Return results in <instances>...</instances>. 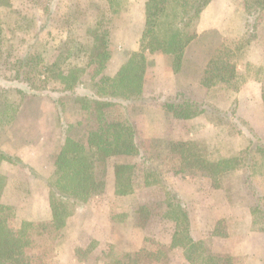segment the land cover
Here are the masks:
<instances>
[{
    "label": "rangeland",
    "instance_id": "374dc122",
    "mask_svg": "<svg viewBox=\"0 0 264 264\" xmlns=\"http://www.w3.org/2000/svg\"><path fill=\"white\" fill-rule=\"evenodd\" d=\"M140 1L124 0L120 12H125L127 2H132L137 21ZM181 7L170 4L161 19L163 25L168 22L181 28L188 15L184 10L189 9ZM207 10L202 11L207 27L221 12L226 14L223 33L206 31L199 44L207 41L209 45L191 49L199 35L201 14L197 21L190 22L186 30L197 36L185 48L179 85L169 83L164 67L171 55H161L157 66L160 57L155 61L154 55L161 53H147L142 98L108 108L110 121L134 122L142 153L114 156L98 165L97 178L105 177L104 191L68 217L67 221L75 219L68 229L60 231L46 257L36 243H27L38 238L39 225L50 221H38L35 215L43 214L47 208L46 189L50 195L51 176L40 174L46 166H11L6 174L1 173L0 166L4 181L0 200L16 202L18 206L3 204L11 210L2 211V216L7 215L2 221L23 238L24 264H108L114 255L141 250L153 252L154 259L148 264H190L180 248H171L175 220L167 206L170 193L181 199L195 240L204 241L214 253L231 256L233 264H264V162L255 154L264 140V0H214ZM126 22L124 17L114 20L106 0H0V93L20 106L14 122L0 127V152L10 157L3 161L23 165L13 153L23 143L37 145L45 134L48 150L55 145L57 148L61 140L64 145L67 137L86 144L90 115L83 106L86 98L96 96L103 75L95 76L92 66L86 68L78 83H64L56 77L60 61L54 73L47 72L46 66L56 61L68 45L73 48L71 66L85 68L86 61L73 42L91 47L96 30L108 33L111 59L123 50L129 37ZM254 26L257 37L252 38L238 69L245 72L249 63L253 70L261 69V78L248 79L241 85L234 83L223 90L203 86L206 65L214 50L222 43L234 47L243 38H250L247 32ZM192 64L196 67L192 68ZM35 67L38 75L33 71ZM62 68L67 69L66 65ZM17 70L22 76H34L32 83L28 85L22 80L24 76H17ZM251 81L258 87L244 89ZM182 97L203 104L205 113L188 120L175 118L166 105ZM177 140H199L215 154L234 160L232 167L216 177L193 171L183 173L179 158L170 152V142ZM119 164L133 165V192L124 196L111 190L114 167ZM17 167L21 185L9 182L13 177L8 175L18 173ZM149 175L152 185L147 186ZM254 210L257 215L253 216ZM220 220L225 221L224 236L214 233Z\"/></svg>",
    "mask_w": 264,
    "mask_h": 264
},
{
    "label": "trees",
    "instance_id": "16d2710c",
    "mask_svg": "<svg viewBox=\"0 0 264 264\" xmlns=\"http://www.w3.org/2000/svg\"><path fill=\"white\" fill-rule=\"evenodd\" d=\"M109 12L118 14L124 0H106ZM211 0H147L145 5V23L139 40V50L131 52L126 63L113 77L103 76L96 90V96L86 98L83 109L89 112L90 130L88 131L86 144H81L66 138L65 143L55 159V171L48 180L50 188L49 204L52 219L38 226V238L27 243L37 245L43 252V257L53 249V241L65 227L68 217L77 207L88 203L94 196L101 194L105 187V177L97 178L98 165L106 164L108 159L114 156H139L141 149L138 141V132L133 121L112 122L107 117L109 107L118 103H128L142 98L145 69L148 64L147 53H164L173 57V70L181 71L184 51L187 45L196 38L197 34H190L186 30L190 22H195L200 17L203 9ZM182 6L185 14H188L182 22V27H173L170 23L161 22L167 8ZM190 5V6H189ZM181 7V8H182ZM257 26L249 28L247 34L250 38H243L234 47L222 43L212 53L206 65V77L202 85L213 89H226L227 86L242 84L248 79H260L261 69H254L253 65L246 63L245 72H240L238 65L244 62V55L252 44V38L257 37ZM107 32H94V43L85 46L73 42L79 49V56L86 61V67L71 66L72 50L66 45L51 65L46 66V71L54 73L57 62L61 63V70L56 77L64 83H78L82 79L86 68L94 67V75H101L110 59ZM71 43V42H70ZM32 58V57H30ZM33 60H39L32 59ZM24 60L22 62V66ZM66 65V71L62 66ZM37 67L33 69L36 75ZM66 72H68L66 74ZM253 73V77L251 76ZM17 76H22L17 70ZM24 82L28 85L34 80V76L23 75ZM22 76V77H23ZM26 76V77H25ZM19 90V93L27 96V93ZM0 93V127L11 125L19 113L20 106L7 101V97ZM26 94V95H25ZM264 101V95H263ZM166 108L177 119H192L205 113L203 104H196L193 100L182 97L179 102H170ZM257 146L256 155L264 162V140ZM211 147L199 140H177L170 142V152L180 160L181 172L193 171L196 173L218 176L230 170L234 160L224 158L220 153L210 149ZM10 157L0 152V162L10 160ZM133 165L119 164L114 167L115 194L124 196L133 192L132 182ZM151 176H146V185H152ZM3 177L0 174V194L3 191ZM169 194V193H168ZM171 217L175 220V231L171 240V248H180L185 260L190 264H233V258L212 252L205 246L204 241L195 240L191 235L189 216L182 206L181 199L175 193H170L167 202ZM11 210L8 206L0 205V264H24L22 249L25 246L23 238L18 237L6 226L2 211ZM253 216L257 211H253ZM225 221H218L215 229L216 236L226 235ZM22 240H20V239ZM162 253V252H161ZM160 256V255H159ZM108 264H148L154 259L153 252L141 250L138 252H126L114 255Z\"/></svg>",
    "mask_w": 264,
    "mask_h": 264
},
{
    "label": "crops",
    "instance_id": "0c3cea01",
    "mask_svg": "<svg viewBox=\"0 0 264 264\" xmlns=\"http://www.w3.org/2000/svg\"><path fill=\"white\" fill-rule=\"evenodd\" d=\"M131 1H133V0H131ZM213 1L209 3V5L205 8L206 10H204V11H208L207 9H209V7L212 5ZM146 2H147V0H141L140 1V5L138 6V19H137V21L134 20V14L132 12V7L135 5L132 2L131 3L127 2L128 7L126 6L127 8H125V10H124L125 12H120V13L114 15V20L119 21L122 17H124V19L127 20V22L125 23V26H129V30H128V36L129 37H128V39H126L123 46L120 45V46H122L121 49H123V50H121L118 53H115V55L112 56L111 59L109 60V62L107 63L105 71L102 73L103 76L113 77L114 75H116L118 73V71L120 70V68L128 60L129 54L131 52H136L139 50V40L141 38V34H142V31L144 28V23H145V5H146ZM204 11H203V13H204ZM202 17H204V15L202 16V13H201V22L202 23L199 24V26H197V28H198L197 34H199V35L192 42L193 44L191 43L192 44L191 49L193 47H194V49H197V48L200 49L201 46L203 48H205V46L209 45V42H207V41H204V43L201 44V46L199 44V42H202V39L205 37V34H207V32L210 33V32H216L217 31V33H219V34L223 33L225 18H226V14L224 12H221L217 16L218 18L215 19L214 22H211L212 24H210L209 27L204 25ZM220 37H222V36H220ZM125 52H128V55H126ZM163 54L164 53H161L159 55H154L155 61H156L158 56L160 57V58H158L159 60L157 59V66L162 61L161 55H163ZM170 57L171 56H169V64L166 63L164 66L167 70V73H168V78H169L168 81L170 84L179 85L180 79H181L180 75L183 74V71H181L180 73L173 72V67H172L173 58L172 57L170 58ZM200 64L203 65L202 61L200 62ZM193 67H196V65L192 64V68ZM103 76H101V77H103ZM200 79L201 78H199V81H198L199 88L201 87L200 86ZM253 87H258V83L251 81V82L247 83L243 88L248 89V88H253ZM178 88L180 89V86ZM45 138H46V134L40 140V142L37 145H28L27 146L23 143L22 148H20L17 151V153H15V154L13 153V155H16L20 159V161L23 163V165L22 164L12 165L9 161H2V163L0 164L1 169H2L1 173L6 174V170L11 171V169H12L11 166H29V167H32L33 169H36V166H46L45 168H43V170H41V172L40 171L39 172L41 175H44L45 178L47 176L48 177L51 176L55 171V159H56L57 155L59 154V152L61 151V146L63 145V142L61 140L59 145H57V148L55 145V148L48 150L47 146H46ZM16 171L18 173L14 172L12 175H8V176L13 177V179L11 178L9 180V182H13V184L17 183V184L21 185L23 183L20 180L21 174L19 172V167L16 168ZM111 185H112L111 190H113L115 192V180L111 182ZM111 185L109 184V186H111ZM46 193H47V208L45 209L43 214H35L38 221L43 220V219H44V221H48V220H51V218H52L51 208H50V204H49V191H48V189H46ZM3 198H5V196ZM0 204L1 205L7 204V205H13L15 207H18L16 202H11L9 200L6 201L5 199L0 200ZM73 219H75V218H73ZM73 219L70 218L67 221V224L65 226V230L68 229V227L72 223ZM249 228H250V223H249ZM246 234H249V231Z\"/></svg>",
    "mask_w": 264,
    "mask_h": 264
}]
</instances>
